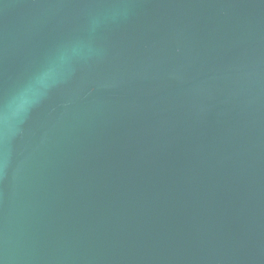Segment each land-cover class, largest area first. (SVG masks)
Listing matches in <instances>:
<instances>
[{
  "label": "water",
  "instance_id": "water-1",
  "mask_svg": "<svg viewBox=\"0 0 264 264\" xmlns=\"http://www.w3.org/2000/svg\"><path fill=\"white\" fill-rule=\"evenodd\" d=\"M0 264H264V0H0Z\"/></svg>",
  "mask_w": 264,
  "mask_h": 264
},
{
  "label": "clouds",
  "instance_id": "clouds-1",
  "mask_svg": "<svg viewBox=\"0 0 264 264\" xmlns=\"http://www.w3.org/2000/svg\"><path fill=\"white\" fill-rule=\"evenodd\" d=\"M43 82V78H41L40 80L37 81V83H42ZM29 90H26L24 93H21L20 97H18V102H19V106L22 109L23 107H25L27 105V103L29 102L27 100V92Z\"/></svg>",
  "mask_w": 264,
  "mask_h": 264
}]
</instances>
